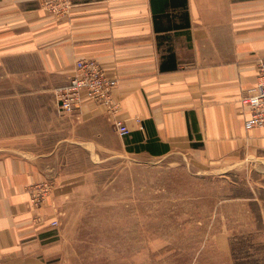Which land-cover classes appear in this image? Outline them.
Instances as JSON below:
<instances>
[{
    "label": "crops",
    "instance_id": "obj_1",
    "mask_svg": "<svg viewBox=\"0 0 264 264\" xmlns=\"http://www.w3.org/2000/svg\"><path fill=\"white\" fill-rule=\"evenodd\" d=\"M50 2L67 3V12L44 0H0V264H49L51 202L35 223L25 189L72 179L59 170L73 148L98 162L120 152L264 160V127L244 128L241 101L264 58V0ZM85 58L117 79L126 136L88 99L72 113L58 110L56 90ZM223 249L232 261L229 241Z\"/></svg>",
    "mask_w": 264,
    "mask_h": 264
},
{
    "label": "rangeland",
    "instance_id": "obj_2",
    "mask_svg": "<svg viewBox=\"0 0 264 264\" xmlns=\"http://www.w3.org/2000/svg\"><path fill=\"white\" fill-rule=\"evenodd\" d=\"M65 155L59 171L72 179L25 189L33 222H44L37 212L51 202L49 264H264V160Z\"/></svg>",
    "mask_w": 264,
    "mask_h": 264
},
{
    "label": "built area",
    "instance_id": "obj_3",
    "mask_svg": "<svg viewBox=\"0 0 264 264\" xmlns=\"http://www.w3.org/2000/svg\"><path fill=\"white\" fill-rule=\"evenodd\" d=\"M54 2V1H53ZM46 0V7L58 12L66 13L67 3H53ZM117 79L107 74L105 68L93 59H77L73 73L68 83L56 90L58 110L63 113H72L80 104L88 99L96 105L104 107L120 136H126L129 130L122 120L117 118L119 104L114 99L113 91L117 85ZM242 103L248 110L244 120V128L251 130L264 127V58L257 61L256 83L251 92L242 97ZM58 224L57 220L53 221Z\"/></svg>",
    "mask_w": 264,
    "mask_h": 264
}]
</instances>
